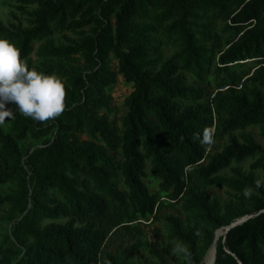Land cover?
<instances>
[{
	"label": "trees",
	"instance_id": "obj_1",
	"mask_svg": "<svg viewBox=\"0 0 264 264\" xmlns=\"http://www.w3.org/2000/svg\"><path fill=\"white\" fill-rule=\"evenodd\" d=\"M13 1L28 26L0 20V37L29 68L40 44L35 68L65 80L66 107L39 122L8 104L0 186L16 188L0 193V219L16 223L0 243V264H134L143 250L156 264H204L217 231L244 218L217 241L215 264H264V186L231 169L256 160L251 170L264 173V148L244 133L259 127L264 138V0ZM222 20L230 21L226 30L217 29ZM168 48L175 49L169 59ZM77 57L84 70L53 62L72 67ZM119 76L133 92L118 127L110 91ZM205 130L210 144L201 143ZM51 135L24 151L27 139ZM149 164L155 193L146 183ZM230 169L232 177L221 176ZM211 189L235 200L211 198ZM160 222L167 240L182 246L180 260L160 230L144 240L145 228ZM122 237L137 241L109 252Z\"/></svg>",
	"mask_w": 264,
	"mask_h": 264
},
{
	"label": "rangeland",
	"instance_id": "obj_2",
	"mask_svg": "<svg viewBox=\"0 0 264 264\" xmlns=\"http://www.w3.org/2000/svg\"><path fill=\"white\" fill-rule=\"evenodd\" d=\"M18 6H19L18 3H16L13 0H0V20L6 26L10 27L13 24L17 25L19 23H22L24 25V27L28 26V17L23 15L19 10H17ZM229 26H230L229 20L228 21L222 20L218 23L217 29L218 30H226ZM67 36L71 40L77 39V36L74 34H67ZM56 44L57 45H67L68 42L63 37H57L56 38ZM39 48H40V44H38V43L35 44L34 53L30 57V62L32 64V66H34V67H39L40 63L42 61V59L38 55ZM174 50H175L174 48H168L167 59H169L171 57ZM53 62L57 65H61L67 71H71L73 68L74 69H80V70H84V68H85L84 62L78 57L76 58V63L72 67H70L68 64L62 62L61 60H54ZM109 67L112 71L118 72V63L113 58H111V60H110ZM188 79H189V83L194 82L192 77H189ZM63 82L65 83V80H63ZM132 92H133L132 86L127 85L121 76L118 77L117 85L114 86L112 88V90L110 91V96L112 98V108H113V113L110 115V119L112 121H115L116 126H118V127L121 125V121L127 112V109L124 105L125 100ZM0 128L4 129L5 131H8V125L6 123L0 124ZM244 133L251 134L254 137V139L264 148V138L261 135V128H259V127L250 128V129H247ZM235 135H239V133H235ZM53 139H54V135H51V136H49L45 139L39 140V141H36L33 139H27L25 142L22 143V146L24 148V151L32 153L36 149H39V148L45 146L49 141H52ZM82 139L85 140L88 138L83 137ZM226 142H227V138L220 141L219 142L220 148H222L226 144ZM255 161L256 160H248L246 163H244L242 165L234 164L231 169L232 170H240L242 173H244L246 175L252 174L255 177H257L258 179H260L261 181H264V173L262 171H252L251 170V166L253 165V163ZM26 163H27V158L25 157V165H26ZM27 169H28V167H27ZM231 169L223 172L221 174V176L232 177ZM147 174H148V178L146 179V183L148 184L151 192H153V193L158 192L160 190L159 182L154 180L151 177L150 164L148 165ZM15 188H16L15 185H8L5 187L0 186V193L3 195H7V194H10L11 191H13ZM209 193H210L211 198L219 199L223 203H229L230 201L235 200L234 199L235 193H233L227 189H211V190H209ZM3 210H7V207H4ZM171 214L176 215V216H181L182 218L185 219V216L180 215V213L178 211L175 213L166 211L164 213V215H171ZM1 215H2V213L0 212V218H1ZM15 223H16V220H14L12 222H4L0 219V243L5 239V236L8 232H13V230L15 228ZM154 230H160L162 237H164V239H165L164 245L165 246H167V245L171 246L175 256L180 260V258H181L180 253H181V250L183 248H182V246L176 244L175 242H170L167 240V229H166L164 222H160L156 226L146 227L145 231H144V233H145L144 240L153 241L154 240V235H153ZM136 241H137L136 239L130 240L129 237L128 238L122 237V238L116 239L113 242L112 246L110 247L109 252L116 254L118 249L124 248L125 245L134 246ZM206 256H205V258H206ZM205 258L203 261L204 264H205ZM132 263H134V264H156V261L150 257V255L147 251L143 250L136 255V257L132 261Z\"/></svg>",
	"mask_w": 264,
	"mask_h": 264
},
{
	"label": "clouds",
	"instance_id": "obj_3",
	"mask_svg": "<svg viewBox=\"0 0 264 264\" xmlns=\"http://www.w3.org/2000/svg\"><path fill=\"white\" fill-rule=\"evenodd\" d=\"M65 83L56 74H46L35 67L29 68L21 59L19 48L4 37H0V124L13 118L8 104L14 103L25 117L39 122L60 116L65 111ZM200 139V137H196ZM212 135L205 130L202 144H210ZM264 186L260 180L256 187ZM244 195L251 196L250 189Z\"/></svg>",
	"mask_w": 264,
	"mask_h": 264
},
{
	"label": "bare ground",
	"instance_id": "obj_4",
	"mask_svg": "<svg viewBox=\"0 0 264 264\" xmlns=\"http://www.w3.org/2000/svg\"><path fill=\"white\" fill-rule=\"evenodd\" d=\"M224 235V231H219L216 234L217 240ZM205 264H215V246L211 248V250L208 252L206 258H205Z\"/></svg>",
	"mask_w": 264,
	"mask_h": 264
},
{
	"label": "water",
	"instance_id": "obj_5",
	"mask_svg": "<svg viewBox=\"0 0 264 264\" xmlns=\"http://www.w3.org/2000/svg\"><path fill=\"white\" fill-rule=\"evenodd\" d=\"M250 218H244V219H241V220H239L237 223H234L233 225H231L230 227H228V228H225V229H221V230H219V231H224V235H226L231 229H233V228H235L236 226H238V225H241V224H243V223H245L247 220H249ZM219 231H217V232H219ZM217 234V233H216ZM223 235V236H224ZM217 238H216V240H215V243H214V246H215V262H216V255H217V246H216V244H217Z\"/></svg>",
	"mask_w": 264,
	"mask_h": 264
}]
</instances>
